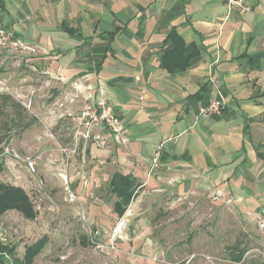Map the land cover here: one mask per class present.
Here are the masks:
<instances>
[{"label": "crops", "instance_id": "crops-1", "mask_svg": "<svg viewBox=\"0 0 264 264\" xmlns=\"http://www.w3.org/2000/svg\"><path fill=\"white\" fill-rule=\"evenodd\" d=\"M3 1L0 25L35 47L16 52L32 70L38 65V83L55 108L50 119L102 147L100 157L112 159L106 183L115 171L140 182L127 207L133 218L142 199L154 207L155 197L222 205L248 225L246 238L264 257V232L255 224L264 210V0H242L250 8L243 11L228 10L226 0ZM173 48L174 66L190 58L185 69L161 65ZM220 96L221 114L197 116ZM102 98L120 118L125 142L98 124L80 133L79 109ZM167 138L150 169L153 149Z\"/></svg>", "mask_w": 264, "mask_h": 264}, {"label": "rangeland", "instance_id": "rangeland-1", "mask_svg": "<svg viewBox=\"0 0 264 264\" xmlns=\"http://www.w3.org/2000/svg\"><path fill=\"white\" fill-rule=\"evenodd\" d=\"M25 58L9 49L0 53V152L8 147L37 163L30 173L23 162L4 157L0 181L25 188L37 217L26 219L14 210L1 215L0 244L15 246L22 257L27 244L46 235L33 264H264L262 247L246 238L248 225L230 218L222 205L155 197L153 207L140 195V215L133 218L129 205L119 217L106 183L112 159L100 157L104 151L97 143L79 140L69 122L50 119V92L38 83V65L32 70ZM31 91L27 108L22 101Z\"/></svg>", "mask_w": 264, "mask_h": 264}, {"label": "trees", "instance_id": "trees-1", "mask_svg": "<svg viewBox=\"0 0 264 264\" xmlns=\"http://www.w3.org/2000/svg\"><path fill=\"white\" fill-rule=\"evenodd\" d=\"M3 5L4 1L0 0V8H2ZM175 35L176 34L174 31H171L167 37L172 40L173 36ZM173 50H175V48L171 50H164L161 65L166 66L171 72L185 69L186 63L190 60V58L186 57L184 61H182L181 65L174 66L178 60L176 59V54L172 53ZM13 104L20 106L19 103H16L15 101ZM3 167V163L0 162V169ZM107 185L110 194H113L115 197L113 202V210L119 217H123L128 205L132 202L133 197L136 194V190L141 184L133 175L129 173L122 174L119 171H115L110 177ZM9 210L18 212L26 219L33 220L37 217V210L35 208L34 202H32L25 188L10 182L6 183L0 181V216ZM46 242L47 237L44 235L38 240L27 244L22 257L17 256L15 246L12 245L8 247L0 244V264H33L35 256L40 253ZM239 253L240 255L233 256L236 261L241 259L242 251Z\"/></svg>", "mask_w": 264, "mask_h": 264}, {"label": "built area", "instance_id": "built-area-1", "mask_svg": "<svg viewBox=\"0 0 264 264\" xmlns=\"http://www.w3.org/2000/svg\"><path fill=\"white\" fill-rule=\"evenodd\" d=\"M226 6L228 10H231L235 6H239L240 9L249 10L248 6L243 5L242 0H226ZM4 49H9L13 51H24L30 50L33 52L35 47H30L27 42H25L20 37L14 35V31L10 28L5 27L4 25H0V52ZM34 94V91L29 93V98L26 102H23V105L27 108L31 107V98ZM143 98V96H140ZM225 106V98L222 96L220 97H212L209 99L208 103L205 105L200 106L198 109V117H210L211 115H218L221 114L224 110ZM78 121L79 126L84 128L80 130V133L83 136H88L89 131L91 130L94 124L102 125L109 129L111 132L115 133L120 139L124 140L125 129L122 126V122L117 114L113 111L111 106L108 104L106 99L102 98L97 100L96 102H87L85 103L78 112ZM169 138L166 140L160 141L152 152V157L150 159V169L156 168L159 165V160L162 156L161 152L163 150V146L165 142H167ZM10 156L11 158L15 159L16 161L23 162L24 167L27 169L28 172L34 173L35 166L37 163V158L34 156H20L15 151L9 149L8 147L5 148L0 152V162L4 163L5 158ZM124 223L121 220L118 223V228L120 229L121 225ZM255 224L257 225L260 231L264 232V210L261 212L260 216L257 218ZM113 245V243L111 242Z\"/></svg>", "mask_w": 264, "mask_h": 264}]
</instances>
